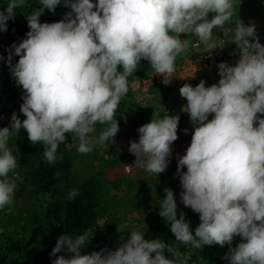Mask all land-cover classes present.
<instances>
[{
  "label": "clouds",
  "instance_id": "1",
  "mask_svg": "<svg viewBox=\"0 0 264 264\" xmlns=\"http://www.w3.org/2000/svg\"><path fill=\"white\" fill-rule=\"evenodd\" d=\"M27 14L26 38L11 47L7 63L24 95L21 120L13 113L9 126L0 128V209L12 203L17 184L9 173L17 159L8 147L23 128L31 144L43 146L48 164L58 159V148L71 134L77 151L92 152L95 145L115 143L119 132L116 110L129 91L128 77L147 60L155 75L169 85L177 74L176 61L189 47L181 35L195 34L210 48L217 46L220 30L240 51L235 66L218 64V83L179 89L187 103L194 131L184 155L178 157L181 201L199 214L194 234L181 212L177 218L174 192L165 188L159 215L170 223L176 242L194 249L229 246L222 259L228 264H264V44L256 26L238 19L230 27L234 0H39ZM63 6L64 18L41 23L47 9ZM26 0H8L0 9V32ZM251 38V39H249ZM13 56L19 57L12 64ZM4 57L0 55V61ZM181 77V76H180ZM182 78V77H181ZM212 116L209 119V116ZM3 117L0 116V119ZM178 115L152 119L139 127V140L128 151L135 164L154 174L169 164L172 144L178 139ZM97 123L105 125L92 138ZM187 133V129L184 130ZM186 168V171L183 169ZM79 195L71 189L68 199ZM241 242L232 247L234 237ZM87 231L57 237L52 264H188L183 253L160 238L147 239L140 230L113 251L82 254L92 239ZM123 240V237H121ZM67 252L70 256L57 253ZM171 254V259L165 256Z\"/></svg>",
  "mask_w": 264,
  "mask_h": 264
},
{
  "label": "trees",
  "instance_id": "2",
  "mask_svg": "<svg viewBox=\"0 0 264 264\" xmlns=\"http://www.w3.org/2000/svg\"><path fill=\"white\" fill-rule=\"evenodd\" d=\"M95 3L96 0H93ZM0 9L6 7L5 1L0 0ZM39 0H26L24 8L16 9V16L7 22V31L0 32V89L3 92H13L16 98L3 100L0 98V128L9 126L13 113L21 120L25 119L20 112L23 103L24 90L17 86L12 77L7 57L9 51H14L12 45H18L26 38L29 31L27 14L40 7ZM70 8L59 5L55 12L47 9L40 16L41 23H52L64 18ZM186 58V53L184 55ZM19 57L13 56L12 64ZM182 60V58H181ZM136 73L128 77L130 86L135 82L148 79L153 72L149 62L142 60ZM129 98V97H128ZM9 101L10 103H6ZM4 104V105H2ZM139 107L134 103L123 100L116 110V119H122L124 112L135 113ZM143 111V110H141ZM78 141L68 134L67 139L58 148V159L54 164H48L43 157V146L31 144L27 132L22 128L18 135L10 138L9 147L18 162V173L28 189L29 203L26 209L16 216L7 217L4 226L6 232L0 233V264H52L56 258L51 256L57 237L63 234L75 236L84 231L92 233L91 243L93 250L100 251L106 248L108 235L97 226V220L102 208V182L99 177H90L83 181H76L72 173L74 156L72 152ZM71 189H79V195L69 200L68 193ZM187 218L200 222L199 214L188 207ZM147 239L160 238L173 247L178 248L188 260V264H228L225 259L216 255L211 246L194 249L176 242L175 236L170 231V223L157 224L145 230ZM194 234V233H193ZM89 253V254H90ZM69 253L56 255L68 256ZM167 258H172L165 252Z\"/></svg>",
  "mask_w": 264,
  "mask_h": 264
},
{
  "label": "rangeland",
  "instance_id": "3",
  "mask_svg": "<svg viewBox=\"0 0 264 264\" xmlns=\"http://www.w3.org/2000/svg\"><path fill=\"white\" fill-rule=\"evenodd\" d=\"M4 1L7 5L8 0ZM234 6V15L230 27L234 28L238 19L242 20L245 25L254 24L259 42L264 44V0H234ZM214 31L216 32V42L225 43L228 52L236 53L239 50L236 44L226 42L228 38L224 36L222 31ZM181 39L189 41V47L185 52L187 55L191 44L198 37L195 34H182ZM185 53L177 59L175 66L184 61ZM207 72L210 73L206 74ZM153 75H155L154 71L148 79ZM190 79H194L190 81L193 87L201 80L205 81V86L208 87L213 83H218L220 77L218 72L204 70L196 77L191 76ZM196 79L197 82H195ZM151 80H148L150 81L148 86L135 87L133 90L129 89L128 93L121 98L120 102L125 99L134 103L139 109L133 114L124 112L122 119L117 120L119 132L114 138L115 143L109 144L108 147L95 145L92 152L88 154L79 153L77 151L78 144H76L72 152L74 156L72 173L76 181L80 182L90 177L101 179L102 208L98 216L97 226L102 228L108 235L106 242L108 250L114 251L120 243L126 242L131 235V229L144 232L152 226L166 223L165 219L159 215L160 200L166 196L165 188H170L174 192L177 203V218H179L181 212L185 213V219L190 223L193 233L200 223L187 218L189 210L181 201L180 193L183 189L177 175L178 157L185 154L194 131L189 115L181 110L187 101L180 96L178 88L172 87L170 84L167 86L163 83L152 84ZM190 82L188 83L190 84ZM0 98L9 100L16 98V96L13 92H3L0 89ZM6 103L10 102L7 101ZM168 114L180 117L178 139L172 144V154L168 158L167 169L155 176L149 173L144 166L136 165V157L128 149L130 141L138 142L139 127L152 119H162ZM211 118L210 115L209 119ZM104 128L105 125L97 123L91 137L98 138L99 133ZM185 129L188 130L187 133H185ZM9 143L10 140L8 147ZM183 170L186 171V168ZM9 178L17 184V189L12 203L0 209V233L6 232L4 222H6L7 217L16 216L25 210L29 203L28 189L22 176L18 173V162L14 172L9 173ZM88 234L91 238L92 233ZM121 237H123V240H121ZM240 242L241 238L236 236L231 246L235 247ZM93 248L94 246L90 241L81 249V253L89 254ZM211 249L216 255L224 257L229 250V246L213 245ZM70 255L69 253L68 256Z\"/></svg>",
  "mask_w": 264,
  "mask_h": 264
},
{
  "label": "built area",
  "instance_id": "4",
  "mask_svg": "<svg viewBox=\"0 0 264 264\" xmlns=\"http://www.w3.org/2000/svg\"><path fill=\"white\" fill-rule=\"evenodd\" d=\"M220 45L222 44L217 43V46ZM239 59V50L236 53L228 52L225 45L223 47L210 48L197 39L191 44V48L184 61L176 66L177 74L172 78L170 85L180 89V87L191 80V76L196 77L204 70L218 72V64L221 62H225L230 66H235ZM148 80H151L152 84L162 83L163 77L160 75H153V77L149 79L133 83L129 89L133 90L135 87L140 88L142 86H148L150 82Z\"/></svg>",
  "mask_w": 264,
  "mask_h": 264
},
{
  "label": "crops",
  "instance_id": "5",
  "mask_svg": "<svg viewBox=\"0 0 264 264\" xmlns=\"http://www.w3.org/2000/svg\"><path fill=\"white\" fill-rule=\"evenodd\" d=\"M210 72H207L206 74H209ZM192 80H194V79H191V80H189L188 82H190V81H192ZM198 80L196 79L195 80V82H197ZM194 83V82H193ZM190 84H191V82H190Z\"/></svg>",
  "mask_w": 264,
  "mask_h": 264
}]
</instances>
